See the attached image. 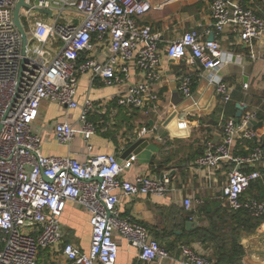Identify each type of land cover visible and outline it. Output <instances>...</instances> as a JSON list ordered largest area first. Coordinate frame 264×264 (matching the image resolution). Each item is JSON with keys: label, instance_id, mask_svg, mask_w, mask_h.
<instances>
[{"label": "built area", "instance_id": "2783aa9c", "mask_svg": "<svg viewBox=\"0 0 264 264\" xmlns=\"http://www.w3.org/2000/svg\"><path fill=\"white\" fill-rule=\"evenodd\" d=\"M19 1L0 0V264H38L41 250L62 244L64 256L73 264H115L117 234L139 250L141 260L169 264L171 252L149 227L123 217L119 204L122 197H168L175 190L172 178L139 174L130 180L124 177L126 166L117 155L94 152L89 138L98 130L91 120L95 107L90 100L80 104L76 99L79 76L91 73L93 80L114 85L128 83L137 71L141 80L113 99L121 106L155 108L160 101L155 85L164 79L163 56L190 58L199 72L182 74L179 90L184 97L192 96L199 75L228 104L235 88L220 71L235 61V53L224 49L219 39L229 32L240 43L252 45L264 36V17L245 0H210L211 24L202 33L186 31L163 50L159 34L139 24V18L151 11V0H26L30 7L21 9L25 47L14 16ZM37 9L48 11L51 19L35 20L34 12H41ZM94 42L104 48V59L94 57ZM243 88L247 90L249 83L244 82ZM46 101L81 109L76 124L57 122L53 131L65 147L78 134L83 136L88 149L84 160L44 154L45 140L36 125ZM223 119L222 140L209 142L195 165L206 169L210 179L230 165L215 198L234 213L262 220L264 200L249 197L247 191L263 175L264 147L256 145L246 155L235 154L238 144L245 146L257 136L249 125L259 120V108L244 111L239 123L235 117ZM69 201L90 214L88 252L65 240L62 215ZM194 203L202 205L204 200H184L187 209ZM179 249L186 264H216L192 245L180 243Z\"/></svg>", "mask_w": 264, "mask_h": 264}, {"label": "crops", "instance_id": "0c3cea01", "mask_svg": "<svg viewBox=\"0 0 264 264\" xmlns=\"http://www.w3.org/2000/svg\"><path fill=\"white\" fill-rule=\"evenodd\" d=\"M151 2V11L139 18V24L151 26L159 34L163 50L186 31L196 29L202 33L212 22L210 0ZM245 4L264 17V0H245ZM40 16L47 21L51 15L34 12L35 18ZM219 40L224 49L235 53V61L220 71L235 88L233 100L228 104H223L213 85L199 75L192 96L184 97L179 90L182 74L199 72L190 58L173 60L163 56L161 70L164 79L155 85L160 95L155 108L151 104L140 109L121 106L113 99L130 83L141 80L142 74L137 71L128 83L114 85L105 84L100 79L93 80L91 73L79 76L76 99L80 104L90 100L95 107L91 120L97 124L98 130L89 138L94 152L117 155L126 166L124 177L130 180L139 174L158 177L170 174L172 178L175 190L168 197H122L119 204L123 217L149 227L153 236L171 252L169 264H186L179 249L180 243L192 245L216 264H264V219L256 227L253 223L244 227L238 214L228 208L224 211L221 202L215 198L227 180L230 165L217 170L212 179L206 169L195 165V160L204 153L209 142L222 140L223 118H236L238 103L246 106L244 111L259 108V114L264 108V36L252 45L240 43L229 32ZM95 45L94 57L104 59V48ZM244 82L249 83L247 90L243 88ZM48 104L62 110L59 117L46 116ZM80 113V108L70 110L57 102H44L36 125L45 140L44 154L70 155L79 161L87 157L83 136L78 134L72 144L65 147L58 144L53 131L57 122L76 124ZM181 122H186L187 127L180 126ZM255 132L259 139L255 141L254 138V142L264 147V127ZM141 139L144 141L126 154ZM253 140L247 141L245 146L238 144L235 154L246 155L256 146L251 143ZM260 170L262 177L253 182L247 195L264 200V165ZM186 198L193 202L203 199L204 203H194L187 209L184 205ZM188 221H195L197 225L187 229ZM62 224L65 240L88 252L92 240L90 214L76 202L69 201L62 215ZM116 239L119 254L115 264H156L141 260L139 250L125 237L117 234ZM62 248L63 244L41 250L38 264H73L64 256Z\"/></svg>", "mask_w": 264, "mask_h": 264}, {"label": "water", "instance_id": "95a60500", "mask_svg": "<svg viewBox=\"0 0 264 264\" xmlns=\"http://www.w3.org/2000/svg\"><path fill=\"white\" fill-rule=\"evenodd\" d=\"M22 7H30L27 3H26V0H20L16 6V9H15V12H14V16H15V23H16V26L18 27L21 35H22V38H23V41H24V46L26 47L27 46V32L22 24V21H21V9ZM41 12H44V13H47L48 11H45V10H41V9H37ZM49 13V12H48ZM213 35L210 37V39H213ZM237 109H238V112L236 114V121L237 123H239L240 121V118L242 117L243 115V112L245 110V106H243L242 104L238 103L237 104ZM254 131H258L260 128L264 127V121L261 120V121H258V120H253L251 121L250 125H249ZM259 137L258 136H255V141H258ZM144 141V139H141L139 140L138 142H135L126 152V154L130 153L131 151H133L134 149H136L142 142ZM99 180H101V178H98ZM46 180L47 181H51L49 178L46 177ZM197 225V222L195 221H188L187 224H186V227L187 229H190V228H194L195 226ZM249 264H253L252 262Z\"/></svg>", "mask_w": 264, "mask_h": 264}, {"label": "trees", "instance_id": "16d2710c", "mask_svg": "<svg viewBox=\"0 0 264 264\" xmlns=\"http://www.w3.org/2000/svg\"><path fill=\"white\" fill-rule=\"evenodd\" d=\"M264 102V101H263ZM259 118L260 119H263L264 120V108H263V111L260 112L259 114ZM253 145H256V143L254 142V140L251 142ZM223 207V206H222ZM204 208V207H203ZM224 211L225 210H228L226 209L225 207H223ZM237 216L239 218H241V221H242V225H244V227H246L247 225L249 226V224H252L253 223V226L256 227L258 224V222H260V220H254L253 218H251L250 216H248V214L244 213V212H237ZM192 215V212L189 213V217ZM252 221H255V222H252Z\"/></svg>", "mask_w": 264, "mask_h": 264}, {"label": "rangeland", "instance_id": "374dc122", "mask_svg": "<svg viewBox=\"0 0 264 264\" xmlns=\"http://www.w3.org/2000/svg\"><path fill=\"white\" fill-rule=\"evenodd\" d=\"M37 19L44 20L45 18L42 17V16H40V17H36L35 18V20H37ZM50 19H51V16L47 20H50ZM62 21L65 22V20H62ZM25 24H26V22H25ZM61 112H62V110L60 108H58V106H56V105H49L48 104L45 107V114L48 117H59V115L61 114Z\"/></svg>", "mask_w": 264, "mask_h": 264}]
</instances>
